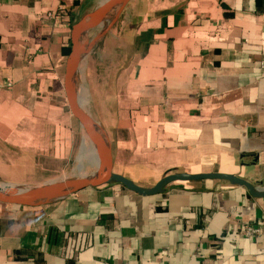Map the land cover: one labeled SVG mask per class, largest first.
<instances>
[{
  "label": "crops",
  "instance_id": "0c3cea01",
  "mask_svg": "<svg viewBox=\"0 0 264 264\" xmlns=\"http://www.w3.org/2000/svg\"><path fill=\"white\" fill-rule=\"evenodd\" d=\"M111 1L0 0L2 184L65 171L78 129L64 88L72 26ZM121 17L90 66L121 95L98 129L115 172L146 188L222 172L264 189V0H135ZM105 262L264 264V198L199 180L153 196L114 184L0 205V264Z\"/></svg>",
  "mask_w": 264,
  "mask_h": 264
},
{
  "label": "water",
  "instance_id": "95a60500",
  "mask_svg": "<svg viewBox=\"0 0 264 264\" xmlns=\"http://www.w3.org/2000/svg\"><path fill=\"white\" fill-rule=\"evenodd\" d=\"M135 0H113L96 11L83 16L71 30V52L66 62L64 88L67 103L74 120L86 134V137L95 146L103 163L100 174L91 176L73 177L63 180H52L32 185H7L0 188V203L14 206H41L64 199L84 189H99L108 185H122L126 189L141 196L158 195L173 182L218 180L226 181L230 185L245 188L254 198H264V189H259L252 182L230 173L208 172L190 174L177 172L165 175L154 186L146 188L136 184L124 175L115 172L113 149L97 129L95 124L82 110L79 94L75 85L78 67L83 52L81 38L93 29L107 22H115ZM5 186V185H4Z\"/></svg>",
  "mask_w": 264,
  "mask_h": 264
},
{
  "label": "rangeland",
  "instance_id": "374dc122",
  "mask_svg": "<svg viewBox=\"0 0 264 264\" xmlns=\"http://www.w3.org/2000/svg\"><path fill=\"white\" fill-rule=\"evenodd\" d=\"M118 20H116L115 22H117ZM115 22L113 23L107 22L104 25L95 28L93 31L83 36V39L81 40V44L83 45L82 46L83 52L79 64L80 73L79 74L77 73V77L75 81V85L78 93H80V87H81L83 96L86 98L84 110L90 115L94 124L98 126L97 129H99L100 131L102 130L104 132L107 130V128L101 124H104L105 122L107 123L108 118L109 120H111L110 119L111 113L107 110L108 105L112 103L115 104L118 103L119 102L118 98H120L121 95L114 94V89L112 87L113 82L111 80H109L108 82V80L104 78L105 75L99 74L98 77L92 75L93 70L92 68H90V66L93 57L94 59H99L101 57V54L105 49L104 43L106 37L112 34L113 25ZM118 25H120V23ZM88 47H89V51H87L86 55L84 56L83 53L85 52V48ZM97 67L100 71H102L100 73L104 72V70H102L103 67L102 64H98ZM75 124L77 125L78 129L76 136L77 144L75 145V151L73 152L74 154L71 158L68 159V163L65 171L59 176H57L55 180H63L73 177L84 176V175H78L72 173V171L76 168L77 164L79 163V161L77 162V157L80 154L81 146L83 145L84 139L86 138V134L80 128L78 123L76 122ZM30 129L32 130L33 128ZM91 175L92 174L85 176H91ZM38 183H44V182L21 183L16 185H32ZM2 185L3 184L0 182V186Z\"/></svg>",
  "mask_w": 264,
  "mask_h": 264
},
{
  "label": "bare ground",
  "instance_id": "6f19581e",
  "mask_svg": "<svg viewBox=\"0 0 264 264\" xmlns=\"http://www.w3.org/2000/svg\"><path fill=\"white\" fill-rule=\"evenodd\" d=\"M87 51H89V47L85 48V52L83 53L84 56L86 55ZM85 101L86 98L83 96V92L80 87L79 102L83 111L85 107ZM99 160L101 161L95 146L86 137L84 139L83 145L81 146L79 163L77 164L76 168L72 171V173L78 175H84V176L89 174L92 175L100 174L103 170V163L101 161L100 164ZM6 187L8 186L7 185L4 186V184L0 186V188H6Z\"/></svg>",
  "mask_w": 264,
  "mask_h": 264
},
{
  "label": "built area",
  "instance_id": "2783aa9c",
  "mask_svg": "<svg viewBox=\"0 0 264 264\" xmlns=\"http://www.w3.org/2000/svg\"><path fill=\"white\" fill-rule=\"evenodd\" d=\"M62 10H59V12H58V15L59 16H62ZM261 66L264 68V61L262 62V64H261ZM246 232L248 233V234H252L253 232H256V230H254V229H252V228H248L247 230H246ZM104 264H112V263H110V262H105Z\"/></svg>",
  "mask_w": 264,
  "mask_h": 264
},
{
  "label": "trees",
  "instance_id": "16d2710c",
  "mask_svg": "<svg viewBox=\"0 0 264 264\" xmlns=\"http://www.w3.org/2000/svg\"><path fill=\"white\" fill-rule=\"evenodd\" d=\"M64 15H65V17H67V15L69 14V12H65L64 11ZM69 16V15H68ZM0 205H2L1 203H0ZM15 207H17V208H27V207H30V208H35V207H37V206H15ZM39 207V206H38Z\"/></svg>",
  "mask_w": 264,
  "mask_h": 264
}]
</instances>
